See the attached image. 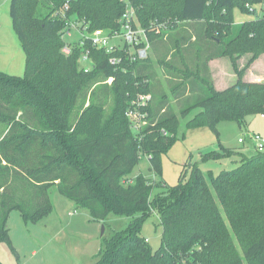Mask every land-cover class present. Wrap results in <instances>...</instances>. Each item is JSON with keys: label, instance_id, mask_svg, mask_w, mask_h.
Instances as JSON below:
<instances>
[{"label": "trees", "instance_id": "1", "mask_svg": "<svg viewBox=\"0 0 264 264\" xmlns=\"http://www.w3.org/2000/svg\"><path fill=\"white\" fill-rule=\"evenodd\" d=\"M66 1L67 18L88 23L91 30L120 29L127 6V0H11L13 28L27 61L23 76L0 71V121L6 125L0 137V243L16 252L8 227L11 212L20 210L26 222L41 219L53 208L49 188L56 185L103 223L112 212L133 216L105 238L94 264H264V151L205 153L206 160L239 154L235 169L217 176L199 164L188 178L185 166L173 185L161 175V155L178 138L168 137L167 129L176 132L181 115L195 112L187 127L213 129L221 120L243 127L249 114L264 116V82L244 79L264 53V14L241 24L233 16L235 3L256 14L247 5L254 8L264 0H128L156 56L138 62L127 57L126 44L107 52L75 42L65 54ZM185 25L194 26L195 34L186 30L180 40ZM87 48L96 61L90 72L79 62ZM194 48L195 58L188 54ZM249 52L247 65L239 68ZM112 55L123 61L112 64ZM224 56L232 60L237 80L220 90L209 62ZM157 59L167 67L161 69L171 99L160 88ZM109 77L113 81L105 82ZM145 92L152 93L144 108L149 121L137 133L127 113ZM143 154L155 182L140 173L126 185ZM155 210L162 227L156 250L143 235Z\"/></svg>", "mask_w": 264, "mask_h": 264}, {"label": "rangeland", "instance_id": "2", "mask_svg": "<svg viewBox=\"0 0 264 264\" xmlns=\"http://www.w3.org/2000/svg\"><path fill=\"white\" fill-rule=\"evenodd\" d=\"M10 2L11 0H0V71L11 75L23 76L25 74L27 58L19 37L13 28ZM254 8L257 9L256 14L247 10L245 11L239 4L235 3L233 6L235 23L241 24L247 20L262 17L264 14L263 3H256ZM186 30V34H195L194 26H182L181 30H179L180 40H183ZM166 45V51L172 53L173 51L169 50L167 42ZM196 48L192 49L191 53H187L192 54L194 58L197 57L195 54ZM154 56L152 53V60L155 61L156 56ZM186 56L190 59L192 58L187 54ZM251 56V52L243 56L239 61V68L247 65ZM211 61L209 62V69L212 73L214 86H218L221 90L228 88L236 82L237 75L233 68L232 60L229 57H220L213 63ZM181 67L185 66L182 65ZM156 68L160 73L158 77L160 88L171 99L172 92L168 88L167 78L163 75L161 69L167 67L160 64L159 59H157ZM197 71L200 72L199 68ZM257 75L258 77H264V53L248 66L244 79ZM248 79H254V77ZM261 82H264V79ZM86 105H88V102ZM174 106L178 110L177 105L174 104ZM194 113L178 117L174 123H179L176 132L165 127L168 137L174 134L178 136L167 151H164L161 155V175L170 185L179 182L178 179L185 166L187 167V178L191 173L192 167L196 164L200 165L203 172H211L214 176L219 175L221 171L235 169L240 159L237 153L230 156H221L217 160L203 159V155L214 151L224 153L223 148L239 152L244 149V145L239 142V137H243L245 134L248 135V132H257L264 136V118L260 114H249L247 116V123L243 127L235 120H221L218 122L216 129H213L207 125L195 128L187 127V119L194 115ZM161 128L165 129L164 126ZM5 129V123L0 121V137ZM247 145L250 146V141H247ZM140 173L148 177L154 175L149 166V156L144 154L137 167L133 170L132 178L127 177L124 183L127 185L129 182H133V178ZM49 195L53 208L37 221L26 222L18 209L11 212L8 219V227L10 228L12 245L15 247L16 252H13L7 243L1 242V263L94 264L97 254L104 245L105 238L110 237L114 230L125 228L133 218V216H120L112 212L108 216L106 224L94 219L89 209L79 206L75 200L63 195L56 185L49 188ZM224 219L226 225L229 227L233 241H235L240 254H242L240 241L236 238L226 216ZM143 235L148 238L154 250L159 248L161 245L162 227L159 224V212L157 210L145 221Z\"/></svg>", "mask_w": 264, "mask_h": 264}, {"label": "built area", "instance_id": "3", "mask_svg": "<svg viewBox=\"0 0 264 264\" xmlns=\"http://www.w3.org/2000/svg\"><path fill=\"white\" fill-rule=\"evenodd\" d=\"M264 5V2H263ZM251 10H254L250 5H247ZM69 9V1H66L62 8V16L67 19V25L62 31V38L64 46L62 48L65 54H70L75 42L81 46L90 44L94 48L106 49L107 52L113 49L122 48L125 44L128 45L129 51L127 57L131 62L144 61L150 58L152 50V41H150L149 34L146 28L141 26L137 13L132 4L127 0L125 13L119 20L120 29L105 30L102 28L90 29L88 23L78 22L75 18L68 19L67 11ZM110 62L118 64L123 61V58L112 55ZM80 66L85 72H90L95 67V59L91 55L89 48L84 49V52L79 58ZM113 77H109L105 82L111 83ZM152 101V93H140L138 97L132 101V108L129 109L127 115L131 120L132 129L140 133L144 126L148 124L149 114L147 108ZM263 116V115H262ZM249 138L253 141L254 147L257 151H264V136L260 133L253 132L249 134ZM239 142H244L241 137ZM152 182H155L156 175L150 177Z\"/></svg>", "mask_w": 264, "mask_h": 264}, {"label": "crops", "instance_id": "4", "mask_svg": "<svg viewBox=\"0 0 264 264\" xmlns=\"http://www.w3.org/2000/svg\"><path fill=\"white\" fill-rule=\"evenodd\" d=\"M151 55H152V50H151ZM151 55H150V57H151ZM218 59V58H217ZM217 59H214V60H212L211 61V63H213V62H216L217 61ZM210 63V64H211ZM233 77H234V75L232 76V79H233ZM254 77V79H248V78H253ZM253 77H246L245 79H248L249 81H261L262 79H264V77H258V75L257 76H253ZM248 80H246V81H248ZM216 86V85H215ZM216 88H218V89H220L218 86H216ZM226 89V88H225ZM262 118H264V116H262V115H260ZM251 132H248V135L247 134H245L244 136H243V138H244V142H240L242 145H244V149H242V150H240V152H243L244 154H246V155H250V154H254L255 152H256V148L254 147V144H253V141L249 138V134H250ZM241 137H239V139H240ZM247 141H250V146L249 145H247ZM253 150V151H252ZM238 156H239V154H238Z\"/></svg>", "mask_w": 264, "mask_h": 264}]
</instances>
